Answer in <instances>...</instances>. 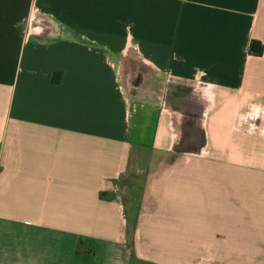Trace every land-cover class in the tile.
Here are the masks:
<instances>
[{
  "label": "crops",
  "instance_id": "obj_1",
  "mask_svg": "<svg viewBox=\"0 0 264 264\" xmlns=\"http://www.w3.org/2000/svg\"><path fill=\"white\" fill-rule=\"evenodd\" d=\"M133 253L264 264V0H0V264Z\"/></svg>",
  "mask_w": 264,
  "mask_h": 264
},
{
  "label": "rangeland",
  "instance_id": "obj_2",
  "mask_svg": "<svg viewBox=\"0 0 264 264\" xmlns=\"http://www.w3.org/2000/svg\"><path fill=\"white\" fill-rule=\"evenodd\" d=\"M126 30L127 31L131 30V28L126 26ZM132 75H133V73H132ZM133 94L137 95V97L140 96V97H138V99L142 98V99L145 100L146 97H147V91L143 92L140 89L135 91V93H133ZM130 96H132V94H130ZM174 99H176V97ZM160 102H161V100L158 98L157 103L161 107ZM175 107L177 109L180 108V106L177 105V104H176ZM168 159L169 158H165L161 162H157L154 165L151 164L153 166H150V168L144 164L145 161H141V164H139V165L131 164V165L128 166L126 174L122 178V180H125L124 183H123L124 184L123 187H124L125 190L124 189L122 190L123 197L125 199H127L128 201L134 200L131 203H129L128 206H132L133 203L138 201L137 200L138 192H140L141 196H143V190L146 187L147 180H149V178L151 177V175L153 173H156L157 171H159L164 166V164H165L164 162L168 161ZM178 159H179L178 156H174L173 161L174 160L176 161ZM145 163H147V162H145ZM143 199L144 198H142V200ZM144 201H145V203H148V200L145 199Z\"/></svg>",
  "mask_w": 264,
  "mask_h": 264
},
{
  "label": "trees",
  "instance_id": "obj_3",
  "mask_svg": "<svg viewBox=\"0 0 264 264\" xmlns=\"http://www.w3.org/2000/svg\"><path fill=\"white\" fill-rule=\"evenodd\" d=\"M250 50L254 53L260 54L262 52V46L257 41L252 40L250 43ZM166 162H168V161H165L164 163H166ZM150 178H149V180H150ZM149 196L150 195L148 193V187H145V189L143 190V196H141V193L138 192L137 200L145 203L144 200L146 199V200H148V203H146V204L152 205L150 202ZM142 198H144V199L142 200ZM130 264H154V263L151 261H148V260L140 259L133 253L132 257H131Z\"/></svg>",
  "mask_w": 264,
  "mask_h": 264
}]
</instances>
